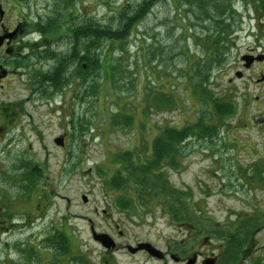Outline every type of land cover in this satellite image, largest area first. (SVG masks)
<instances>
[{"label":"rangeland","instance_id":"rangeland-1","mask_svg":"<svg viewBox=\"0 0 264 264\" xmlns=\"http://www.w3.org/2000/svg\"><path fill=\"white\" fill-rule=\"evenodd\" d=\"M140 1L75 0L81 12L75 9L78 18H72L64 0H1L0 23L10 31L21 22L30 32L35 22L49 32L45 47L23 48L17 61L5 65L11 76L0 80V264H98L102 249L90 224L117 236L114 224L120 220L152 224L158 217L156 229L172 234L163 225L167 207L182 213L179 220L207 213L227 224L222 234L236 236L250 264H264V60L245 78L236 72L244 53H264V0H161L133 35L103 40L95 50L103 69L83 66L84 81L71 75V82L57 87L43 80L60 58L63 71H75L71 39L52 33L59 18L68 26L98 21L118 29V13ZM221 25L228 28L215 61L205 47L218 41ZM37 39L30 34L29 41ZM194 74L211 77L208 98L231 102V115L217 117L212 100L200 102L190 82ZM198 114L219 129L212 138L195 134L178 146L179 167L165 165L163 172L175 190L170 198L144 205L134 189L107 183L121 154L141 159L162 128L196 123ZM62 135L66 146L58 147L54 138ZM32 161L43 172L28 180ZM121 198L130 206H119ZM208 223L199 220L207 229ZM62 235L69 240L63 251L52 242Z\"/></svg>","mask_w":264,"mask_h":264},{"label":"trees","instance_id":"trees-1","mask_svg":"<svg viewBox=\"0 0 264 264\" xmlns=\"http://www.w3.org/2000/svg\"><path fill=\"white\" fill-rule=\"evenodd\" d=\"M74 1L75 0H64L66 6L70 8V16H72V18H78L76 15H72L75 9L79 13L81 12L80 9L75 8L77 7V5H75ZM159 1L161 0H141L134 6L124 8V10L118 13V17L120 16V28H116L117 30L111 25H102V23L98 21H93L91 22V24L86 21L83 22L82 25L76 24L68 26L61 24L63 21H61L62 19L59 18L58 21L60 22L57 23L55 25V28L52 29L54 30L52 31V33H58L61 35L65 34L68 35V37L71 39L72 49L70 50V58L73 59L74 62H76L74 65L75 71L74 73H71L69 71L70 74L66 71H63V68H61L60 66L64 59L60 58L59 60H57V64H55V71L53 73L52 71L44 73L43 80L45 82H54L53 84L57 87L64 85L69 81L71 82V75H73L72 77L75 78L76 81H79L82 78V81H84L85 77L83 75L84 71L86 70L83 66H86V68L87 66L88 68H92L94 72L99 71V69H103L104 65H101L102 62L100 55L96 54L95 52V50L100 49L103 40L109 41L112 39H124L133 35L138 24L144 19V16H146L150 12V9ZM227 28V26L223 27V25H221L217 30V38H219L218 41H215L214 44H211L212 42L206 43V45L208 46L205 47V51L208 54H212L215 61L220 57L219 49L221 46L219 45V43H223V33H225ZM32 29L38 31L41 34L42 39L41 42H38V45H43V42L46 39V34L49 32V30L44 29L41 24L35 22L32 23ZM25 44L30 46V48H35V46L37 47L36 44L35 46L34 44L28 42ZM91 50H93V52L95 53H91ZM197 67L202 71L201 64H197ZM197 67L193 66L195 71L198 70ZM201 71L199 72L198 70L197 72L201 74ZM80 72H82V74L81 76H78L80 75ZM199 74H197L196 79L194 74L190 78V82H192L193 84V92L196 94L197 98L200 99V102H203L204 99L208 98L209 96L206 86L211 77H208L207 75L199 76ZM197 78H199L198 81ZM195 84L197 85V87H195ZM208 99L212 100V103L215 106L214 108L216 109L215 114L217 115V117L223 118L224 116H228L233 113V106L231 102L222 105L217 103L214 99H212V97ZM214 117V114L211 113V115H208L207 119H209L211 122ZM125 124L127 126H130V122L127 120ZM214 124L215 123H213V125L210 123L208 124L205 119L201 117L200 114H198L196 123H190L181 128L173 126H166L165 128H162L159 135L153 142L151 153H146V155L140 154L143 157L141 159L138 158L137 161L135 160L133 155L131 156L132 152H125L124 156H121V154L119 160L117 158L119 170L115 175H113L111 181L108 180L107 183L114 189H134L138 198V202H141L144 205L148 204L149 202L152 203L153 201L157 202L159 201L158 198H161V200L170 198L171 192H174L175 190L170 181H168L164 177L163 172L165 165L172 168L179 167V163L181 160H179V158L181 156V152H179L180 150L178 149V146H180L184 142V140L195 134H205L210 138L216 136V131H218L219 128ZM198 130L202 133H198ZM30 164L31 165L29 169H27L28 180H31L34 174L41 175L43 172V169H41L42 167L36 161H32ZM158 182H161V185L164 189L163 191H158V188L160 187ZM159 192L163 193V196H158L157 194H159ZM116 201L118 205L122 206L123 208H125L126 206L128 207L131 204V201L127 198H121ZM167 208L169 211H174L175 209H177L175 207ZM178 216L180 215L174 214L172 217L178 218ZM62 236L58 237L59 239L57 241L52 242L59 243L61 247L60 250L63 251L62 245L66 243V241L69 242V240L66 235ZM237 240H239V238H237Z\"/></svg>","mask_w":264,"mask_h":264},{"label":"flooded vegetation","instance_id":"flooded-vegetation-1","mask_svg":"<svg viewBox=\"0 0 264 264\" xmlns=\"http://www.w3.org/2000/svg\"><path fill=\"white\" fill-rule=\"evenodd\" d=\"M2 11V16L0 13L1 20L5 15L3 7ZM2 23L3 21L0 23V80L11 76L12 71L5 65L17 60V54H21L23 48H28L23 43L24 37L27 36L26 30L24 31V23L17 22L14 31H10ZM261 55L264 56V53L256 52L255 49L244 53L243 56L254 58L247 69L245 68L246 62L241 56L240 66L236 71L239 72L241 78H245V71L252 69L255 63L259 62L255 57ZM261 83L264 84V81ZM187 204L191 208L194 205V203ZM159 208L166 210L164 203L159 204ZM201 210L204 211V209ZM173 212L169 211L163 214V225L171 227L174 230L172 234H165L163 229H156L155 224L158 217H152L149 220L152 224H146L145 222L148 220L145 218L129 217L126 220H120L114 224L117 236L103 230L98 232L94 225L90 224L91 233L94 231L106 233L112 238L111 247H106L99 240H95L102 249L98 264H250L245 248L237 249L234 242L236 236L222 234L227 224L218 223L216 218L210 217L207 213L201 215V219L184 218L179 220L172 216L182 213ZM199 220L209 222L211 227L205 228L203 224H199ZM126 222L131 225L125 226ZM145 225L154 227L147 230L142 229V226ZM231 230L234 231L235 228L232 227ZM238 242L236 240L237 245H239Z\"/></svg>","mask_w":264,"mask_h":264},{"label":"water","instance_id":"water-1","mask_svg":"<svg viewBox=\"0 0 264 264\" xmlns=\"http://www.w3.org/2000/svg\"><path fill=\"white\" fill-rule=\"evenodd\" d=\"M255 59L261 61V60H263V56L257 57ZM243 60H245V62H246L245 66L249 67L252 64V62L254 61V58L245 56V57H243ZM54 143L57 146H60V147L64 146L65 145L64 135L55 137L54 138ZM82 200L84 202H87L88 201V197L86 195H83L82 196ZM94 240H99L106 247H111L112 246V238L106 233H96V232H94Z\"/></svg>","mask_w":264,"mask_h":264}]
</instances>
